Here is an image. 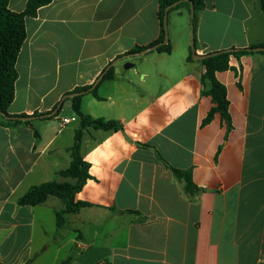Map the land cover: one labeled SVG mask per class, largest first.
<instances>
[{
  "label": "crops",
  "instance_id": "crops-1",
  "mask_svg": "<svg viewBox=\"0 0 264 264\" xmlns=\"http://www.w3.org/2000/svg\"><path fill=\"white\" fill-rule=\"evenodd\" d=\"M26 2L8 0V9ZM202 2L196 55L264 44L259 0ZM157 12L158 0H53L25 17L7 113L32 118L0 119V264H264V54L230 57L215 73L230 129L217 113L203 124L212 103L200 60L187 61V11L167 14L169 53L131 52L158 39ZM109 68L111 80L81 93V111L122 128L82 129L90 178L75 202L89 206L57 228L58 199L16 201L31 186L67 180L57 173L71 162L79 118L62 98ZM64 118L73 121L61 126ZM171 168L189 171L197 190L185 192Z\"/></svg>",
  "mask_w": 264,
  "mask_h": 264
},
{
  "label": "trees",
  "instance_id": "trees-1",
  "mask_svg": "<svg viewBox=\"0 0 264 264\" xmlns=\"http://www.w3.org/2000/svg\"><path fill=\"white\" fill-rule=\"evenodd\" d=\"M53 0H27L22 12H12L8 9V0H0V119L3 124L19 122L17 119H11L7 113V108L14 98V84L17 79L15 62L19 50L25 40V17H34L38 8L49 4ZM193 4V17L190 18V27L192 40L195 43V25L197 21V13L203 8L202 0H158L157 17L161 26V32L156 41L146 47H137L131 52L143 51L153 45L163 41L165 30L163 27V15L167 10V14L171 10L184 8L187 13L190 12V4ZM260 8L264 10V0H259ZM257 48H264V44L251 45L246 48L233 49L232 51H218L210 56H205L200 60L204 68L201 75L202 93L208 96L212 106L203 119V124L209 123L214 114H219L225 123L227 131L230 129V119L228 114V101L226 99L225 87L215 78V73L229 69V58L239 59L241 56L252 55L254 53L264 54V51H256ZM171 50L169 43L158 46L157 52L169 53ZM187 61H192L191 53L187 56ZM113 78V70L109 68L104 72L102 80H111ZM91 86H84L74 89L72 93L76 94L70 99L73 112L79 118V128L75 131L73 144L70 148L71 162L69 166L57 173L59 177L67 179L64 182H44L31 186L16 203L19 206H37L44 203L49 197L60 200L63 208L55 213V225L60 228L64 224L65 216L75 214L81 208L89 206L84 202H75V195L81 190L82 186L90 178L88 173L89 165L80 154L81 132L84 128H93L104 131L121 130V125L116 121H103L101 119H92L81 111V93L87 91ZM95 89L91 91L94 95ZM68 95V94H66ZM50 114V113H48ZM44 117V115H33ZM18 117H27L24 115ZM29 123V120L25 121ZM36 135V133H35ZM174 176L184 182V189L187 193H193L197 188L193 185L190 172L181 171L171 168ZM70 180V181H69ZM139 217V222H143L144 218L138 212L130 211ZM30 260L25 264H30Z\"/></svg>",
  "mask_w": 264,
  "mask_h": 264
},
{
  "label": "water",
  "instance_id": "water-1",
  "mask_svg": "<svg viewBox=\"0 0 264 264\" xmlns=\"http://www.w3.org/2000/svg\"><path fill=\"white\" fill-rule=\"evenodd\" d=\"M189 4H190V12H189V16H190V18H192V17H193V13H194V10H193V4H192L191 2H189ZM167 10H168V9H166V10L164 11V15H163V27H164V30H165V27H166V21H167ZM166 43H167V38H166V34H165V37H164V39H163L162 42H160V43H158V44H156V45H153L152 47H149V48H147V49H145V50L139 52L138 54H143V53H145V52H147V51L154 50V49H156L158 46L164 45V44H166ZM190 47H191V58H192L193 60H201V59L204 58L205 56H210V55L214 54V53H210V54L203 55V56L196 55V54L194 53V48H193V47H194V42H193V40H192V33H191V43H190ZM232 50H233V49H230V50H227V51H232ZM255 50H256V51H264V48H257V49H255ZM130 67H131V64H130V63H125V64L121 67V70H122V71H125L126 69H128V68H130ZM104 72H105V71H103V72L99 75V77L95 80V82L93 83V85H92L88 90H92V89L98 84V82L100 81V79L103 77ZM75 95H76V94H68V95H64L63 98H62V100H63L64 98H72V97H74ZM61 104H62V101L59 102V103L57 104V107L55 108V110L53 111V113L57 112V110H58V108L61 106ZM31 118H32V117H11V119H17V120H23V121L29 120V119H31Z\"/></svg>",
  "mask_w": 264,
  "mask_h": 264
},
{
  "label": "rangeland",
  "instance_id": "rangeland-1",
  "mask_svg": "<svg viewBox=\"0 0 264 264\" xmlns=\"http://www.w3.org/2000/svg\"><path fill=\"white\" fill-rule=\"evenodd\" d=\"M186 19V18H185ZM165 34H166V38H167V40H168V37H167V21H166V27H165ZM77 123H73L72 125H76ZM57 199V198H56ZM60 201V200H59ZM62 204V203H61ZM48 217V216H47ZM46 221H47V226H48V228H50V226H51V221H50V219H49V217L48 218H46ZM51 229V228H50Z\"/></svg>",
  "mask_w": 264,
  "mask_h": 264
},
{
  "label": "built area",
  "instance_id": "built-area-1",
  "mask_svg": "<svg viewBox=\"0 0 264 264\" xmlns=\"http://www.w3.org/2000/svg\"><path fill=\"white\" fill-rule=\"evenodd\" d=\"M71 121H73V118L72 119H67V118L61 119L60 125L64 126V125H66L67 123H69Z\"/></svg>",
  "mask_w": 264,
  "mask_h": 264
}]
</instances>
